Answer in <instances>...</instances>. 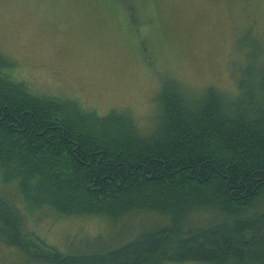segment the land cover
<instances>
[{"label":"trees","instance_id":"16d2710c","mask_svg":"<svg viewBox=\"0 0 264 264\" xmlns=\"http://www.w3.org/2000/svg\"><path fill=\"white\" fill-rule=\"evenodd\" d=\"M244 47L235 94L171 80L148 133L127 111L32 93L0 51V180L26 212L157 217L118 245L102 237L63 252L0 192V243L47 264H264V68Z\"/></svg>","mask_w":264,"mask_h":264},{"label":"rangeland","instance_id":"374dc122","mask_svg":"<svg viewBox=\"0 0 264 264\" xmlns=\"http://www.w3.org/2000/svg\"><path fill=\"white\" fill-rule=\"evenodd\" d=\"M246 44L264 68V0H0V51L12 62L6 74L34 94L78 99L101 116L127 111L143 133L154 128L159 94L171 80L235 94ZM16 190L0 180L28 231L63 252L102 237L118 245L157 218L30 214ZM0 264L47 263L0 243Z\"/></svg>","mask_w":264,"mask_h":264}]
</instances>
